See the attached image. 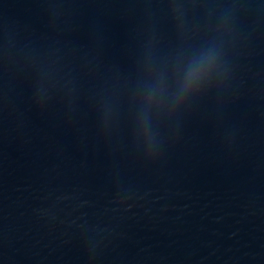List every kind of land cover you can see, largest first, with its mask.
Segmentation results:
<instances>
[{"label": "water", "instance_id": "95a60500", "mask_svg": "<svg viewBox=\"0 0 264 264\" xmlns=\"http://www.w3.org/2000/svg\"><path fill=\"white\" fill-rule=\"evenodd\" d=\"M0 264H264V0H0Z\"/></svg>", "mask_w": 264, "mask_h": 264}]
</instances>
